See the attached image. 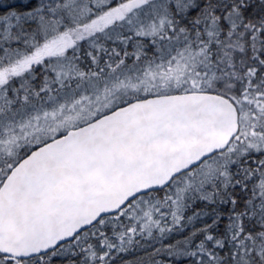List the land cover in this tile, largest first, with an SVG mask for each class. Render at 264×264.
<instances>
[{
  "label": "snow or ice",
  "instance_id": "1",
  "mask_svg": "<svg viewBox=\"0 0 264 264\" xmlns=\"http://www.w3.org/2000/svg\"><path fill=\"white\" fill-rule=\"evenodd\" d=\"M0 264H264V0H0Z\"/></svg>",
  "mask_w": 264,
  "mask_h": 264
}]
</instances>
